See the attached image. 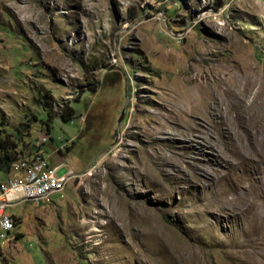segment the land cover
Returning a JSON list of instances; mask_svg holds the SVG:
<instances>
[{
	"label": "rangeland",
	"instance_id": "374dc122",
	"mask_svg": "<svg viewBox=\"0 0 264 264\" xmlns=\"http://www.w3.org/2000/svg\"><path fill=\"white\" fill-rule=\"evenodd\" d=\"M21 122L0 182L71 172L7 205L0 264H264V0H0V133Z\"/></svg>",
	"mask_w": 264,
	"mask_h": 264
},
{
	"label": "built area",
	"instance_id": "2783aa9c",
	"mask_svg": "<svg viewBox=\"0 0 264 264\" xmlns=\"http://www.w3.org/2000/svg\"><path fill=\"white\" fill-rule=\"evenodd\" d=\"M42 139H47V136L43 135ZM18 167L23 166L19 165ZM62 167L63 166L60 164L50 166L48 162L45 164L44 176L42 180L38 182H31L30 185H11L9 183V177L6 178V180H3V183H0V226H2V221H7L1 219V212L7 211V205L14 204L18 199L31 197L33 201H51L52 194L58 192V180H61V178H67V173L71 172L67 169L61 171L60 169ZM11 175H14V172ZM13 227L14 224H9V229H6L5 234H8Z\"/></svg>",
	"mask_w": 264,
	"mask_h": 264
},
{
	"label": "trees",
	"instance_id": "16d2710c",
	"mask_svg": "<svg viewBox=\"0 0 264 264\" xmlns=\"http://www.w3.org/2000/svg\"><path fill=\"white\" fill-rule=\"evenodd\" d=\"M90 90H94V88H90ZM59 117L62 121L70 120L71 118L75 117V109L68 104L62 105L60 110ZM30 124L21 122L18 126L14 129L16 132L15 134L18 135V139L14 136V133L11 132H3L0 133V172L3 174L7 173V170L12 166L13 162L17 160L20 154H23L25 150L30 148V145L27 146L28 142L18 144V140L21 141V137L25 132L28 131ZM24 130V131H23ZM45 131L49 133L48 123L45 122ZM69 147H67V151ZM13 219L15 220V224L17 221V217L13 215Z\"/></svg>",
	"mask_w": 264,
	"mask_h": 264
},
{
	"label": "bare ground",
	"instance_id": "6f19581e",
	"mask_svg": "<svg viewBox=\"0 0 264 264\" xmlns=\"http://www.w3.org/2000/svg\"><path fill=\"white\" fill-rule=\"evenodd\" d=\"M45 164H47V160L44 157V155L37 157L28 156L25 157L24 159L19 160L18 166L19 165L23 166V167H19V169H21L22 176L16 179L9 178V183L11 185H30L31 182L41 181L44 176ZM68 179L69 177L63 180H58V191L65 186ZM0 191H1V184H0ZM23 199L33 200L31 197H24L22 199L16 200L15 203ZM228 202L233 203V199L232 198L229 199ZM1 219L7 220V221H2V226H0V230L3 231V233H0V239L2 238L4 239L5 237L4 234L6 232V229H9V224H13V220L9 215L5 213V211L1 212Z\"/></svg>",
	"mask_w": 264,
	"mask_h": 264
},
{
	"label": "crops",
	"instance_id": "0c3cea01",
	"mask_svg": "<svg viewBox=\"0 0 264 264\" xmlns=\"http://www.w3.org/2000/svg\"><path fill=\"white\" fill-rule=\"evenodd\" d=\"M39 151H40V149H39ZM40 153H41V152H40ZM49 164H50V163H49ZM57 165H58V164H57ZM50 166H51V165H50ZM54 166H56V165H54ZM21 173H22V172H21ZM21 176H22V175H21ZM21 176H20V177H21ZM0 183H2V182H0Z\"/></svg>",
	"mask_w": 264,
	"mask_h": 264
}]
</instances>
